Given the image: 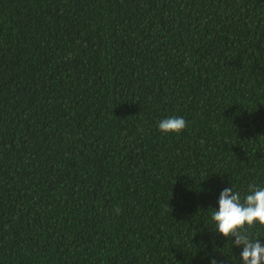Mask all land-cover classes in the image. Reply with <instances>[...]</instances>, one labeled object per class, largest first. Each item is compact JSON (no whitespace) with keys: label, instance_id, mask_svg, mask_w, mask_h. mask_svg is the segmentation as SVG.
Listing matches in <instances>:
<instances>
[{"label":"trees","instance_id":"obj_1","mask_svg":"<svg viewBox=\"0 0 264 264\" xmlns=\"http://www.w3.org/2000/svg\"><path fill=\"white\" fill-rule=\"evenodd\" d=\"M250 184L264 0H0V264H241L212 212Z\"/></svg>","mask_w":264,"mask_h":264},{"label":"clouds","instance_id":"obj_2","mask_svg":"<svg viewBox=\"0 0 264 264\" xmlns=\"http://www.w3.org/2000/svg\"><path fill=\"white\" fill-rule=\"evenodd\" d=\"M187 127L182 117H170L159 122L158 128L164 134L181 133ZM212 220L216 232L226 239L234 238V245L242 248L241 264H264V245L258 239H250L249 230L264 226V187L250 184L248 194L241 199L232 187L223 189L218 198V210L213 209ZM210 264H218L215 258Z\"/></svg>","mask_w":264,"mask_h":264}]
</instances>
